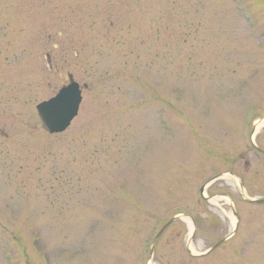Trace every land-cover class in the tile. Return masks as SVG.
<instances>
[{
    "label": "rangeland",
    "instance_id": "rangeland-1",
    "mask_svg": "<svg viewBox=\"0 0 264 264\" xmlns=\"http://www.w3.org/2000/svg\"><path fill=\"white\" fill-rule=\"evenodd\" d=\"M253 144L264 0H0V264H264Z\"/></svg>",
    "mask_w": 264,
    "mask_h": 264
},
{
    "label": "water",
    "instance_id": "water-1",
    "mask_svg": "<svg viewBox=\"0 0 264 264\" xmlns=\"http://www.w3.org/2000/svg\"><path fill=\"white\" fill-rule=\"evenodd\" d=\"M68 77L71 81L69 85L64 86L55 97L37 105L38 114L42 120V128L50 133L64 130L69 125L71 119L76 115L78 110V105L81 99L80 90L78 85L73 82L72 76L69 75ZM54 101H64L66 103V108L62 107L60 109L59 115L55 120H53L50 115L51 107L53 106ZM220 176L221 175H217L208 181H212ZM202 189L203 187H201V191Z\"/></svg>",
    "mask_w": 264,
    "mask_h": 264
},
{
    "label": "snow or ice",
    "instance_id": "snow-or-ice-1",
    "mask_svg": "<svg viewBox=\"0 0 264 264\" xmlns=\"http://www.w3.org/2000/svg\"><path fill=\"white\" fill-rule=\"evenodd\" d=\"M62 107L66 108V103L64 101L53 102V106L51 107V111H50V115L53 120H55L58 117L59 111Z\"/></svg>",
    "mask_w": 264,
    "mask_h": 264
},
{
    "label": "bare ground",
    "instance_id": "bare-ground-1",
    "mask_svg": "<svg viewBox=\"0 0 264 264\" xmlns=\"http://www.w3.org/2000/svg\"><path fill=\"white\" fill-rule=\"evenodd\" d=\"M73 119H74V118H73ZM73 119H72V121H73ZM72 121H71V122H72ZM255 124H256V127H255V128H256V130H257L258 127H260L261 125H263V122H262V120H260V121L256 122Z\"/></svg>",
    "mask_w": 264,
    "mask_h": 264
}]
</instances>
